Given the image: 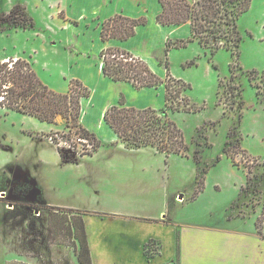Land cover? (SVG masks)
I'll return each instance as SVG.
<instances>
[{"label":"rangeland","instance_id":"1","mask_svg":"<svg viewBox=\"0 0 264 264\" xmlns=\"http://www.w3.org/2000/svg\"><path fill=\"white\" fill-rule=\"evenodd\" d=\"M55 1L0 0V61L19 54L18 59L28 61L49 88L66 94L71 80L91 76L92 86L95 84L92 38L95 45L98 42L93 31L75 38L81 51L93 52L90 62L71 68L65 44L68 32L61 27L62 21H69L70 10L67 7V14L60 4L57 11ZM11 3L12 8L18 3L26 5L22 7L36 26H9L10 18L19 17V11L10 16ZM78 11L79 3L72 14L78 15ZM238 31L242 38L239 56L225 48L213 53L197 40L184 38L173 41L184 45H174L167 52L169 70L167 59L152 67L161 78L169 71L187 85L184 95L190 100L189 110L177 103L178 111L163 110L184 134L188 148L184 156L151 149L129 154L118 140L111 145L103 143L96 154L80 158L79 163H65L51 140L57 139L67 153L74 150L69 143L78 141L65 118L59 116L54 125H48L0 108V189L8 186V172L22 167L29 192L38 193L39 200H24L20 190H12L10 196L0 191V264H79V247L74 248L68 229L79 214L57 209L55 204L85 205L87 209L81 210L103 213L109 193L97 192L88 181L93 176L100 182L108 174L114 180L120 176L149 180L155 203L152 218L164 211L161 217L173 219L174 228H186L189 234L199 230V247L202 236H210L206 241L218 236L215 241L223 252L228 240L235 237L239 264L248 263L264 237V85L260 76L252 75L264 73V0H252L238 20ZM99 61L97 58V64H102ZM254 84L262 87L261 95ZM100 94L95 95V109L86 107V124L109 138L101 120L107 97L100 98ZM82 150L79 143L78 151ZM112 156L115 159L109 164L106 160ZM134 159L140 164L133 163ZM21 188L28 190L26 185ZM158 248L156 244L152 247ZM229 250L230 246L223 254L228 256ZM197 259L190 264H211ZM215 264L225 263L217 259Z\"/></svg>","mask_w":264,"mask_h":264},{"label":"crops","instance_id":"2","mask_svg":"<svg viewBox=\"0 0 264 264\" xmlns=\"http://www.w3.org/2000/svg\"><path fill=\"white\" fill-rule=\"evenodd\" d=\"M55 3L57 4L56 10L60 4L67 14V7L70 10L69 21L67 22L54 18V16L53 18L54 20L62 21L61 27L64 32H68L65 44L70 53L69 65L71 68L77 67L79 64H86L88 61L90 62V52L92 51H81L78 43L76 42L75 44L74 39L90 34L92 31L97 35L95 38L98 45H95L96 42L92 38L93 49H96V61L92 65L93 70L97 68L92 73L93 79H95V86H92L93 80L91 76L90 78L87 76L77 79L86 87L92 89L90 97L83 98L81 101V123L84 127L93 133L97 132L105 145H111V143L118 142L119 139L116 133L106 124L104 116L110 108L119 104L122 97L125 98L129 107L137 109L153 108L159 111L165 109L167 94L165 85L158 88L147 87L138 90L128 82L113 81L104 76L103 63L97 64V58L101 61L100 53L103 49L120 48L142 58L152 69L153 66L160 65L161 62L167 59V45L169 42L177 39L192 38L190 24L178 26H163L159 24L157 17L162 12V5L159 0H56ZM77 3H79V14L75 15L72 14V11L76 9ZM63 4H66V7ZM17 5L26 7L23 3H18ZM12 6L13 4L11 3L10 9ZM8 11L9 9L4 12ZM116 15H124L132 19L146 17L148 23L137 27L136 35L130 39H110L104 42L101 38V23ZM51 33L52 39L57 42L59 39L54 36L56 34H53V31ZM19 57L18 54L13 59H18ZM5 61H8V59L0 62ZM88 68L91 73V65ZM99 92H101L100 98L107 97V102L102 109L101 120L104 124L105 133L108 134L109 138H104L100 132L86 124L88 115L86 107L88 106L92 110L96 108V100L94 98ZM149 149L155 152L157 150L153 147L125 150L131 154L142 153ZM114 159L112 156L111 159L105 160L110 164ZM132 161L136 165L140 164L136 159ZM24 173L25 170L22 167L10 170L6 181L8 186L0 189V191L3 190L1 193H4L5 196L7 194L10 196L12 190H20L19 192L23 195L24 200L39 202L38 193L29 192V181H26ZM144 176L141 177L144 178ZM90 177L89 186H92L93 189L95 187V190L101 194L106 195L107 192L109 193V200L105 201L106 204L102 206L103 213L81 210V208L87 209L85 205L74 206L65 202H59L55 205H57V209L63 208L84 213V226L93 264H190V260H195L196 256L199 262L200 260H205L215 264L217 259L220 261L223 259L225 264H239V260L236 257L235 237L232 236V240L231 238L228 240L230 250L228 256H226L224 254L227 253L226 248L228 246L225 245L222 252L220 244L215 241L218 236L212 237L211 241H206L210 237L208 234L202 236L204 237L201 240L202 247H199V239H201L199 233L197 234L199 230L195 232L193 229L189 234L186 228L182 230H179L178 227L174 228L176 224L173 219H168L169 216L161 217L164 211L156 218H152V209L155 208V203L152 204V186H150L149 180L137 179L134 181L128 179L131 176H120L119 179L114 180V176L108 174L98 182L94 181L93 176ZM24 185L27 186L28 190L21 188V186L24 188ZM15 186L17 187L14 188ZM44 200V203L50 206V202H47L46 199ZM199 229L202 230V228ZM231 235H235V233ZM152 241L159 247V253L153 257H148L145 247ZM257 244L255 245L257 248L252 259H249L248 263L243 264H264V237L261 239L260 244Z\"/></svg>","mask_w":264,"mask_h":264},{"label":"trees","instance_id":"3","mask_svg":"<svg viewBox=\"0 0 264 264\" xmlns=\"http://www.w3.org/2000/svg\"><path fill=\"white\" fill-rule=\"evenodd\" d=\"M162 12L157 21L163 26H178L190 24L192 38L202 46L215 53L220 48H225L239 56V48L242 41L238 31V20L247 12L252 0H159ZM19 11V17L12 14ZM9 26L28 29L34 27V20L27 14L26 8L16 5L10 11ZM148 19L141 17L132 19L124 15H116L101 23V38L104 42L110 39L127 40L136 35L137 27L146 25ZM185 42H169L167 52L174 45H184ZM104 76L116 82H128L136 89L151 87H166V108L178 111L175 106L182 104L189 110L190 100L185 97L184 91L187 85L177 80L167 72L166 78L158 76L150 66L140 57L120 48H106L100 53ZM169 70V61L166 60ZM254 76H260L264 85V73L262 75L252 72ZM256 80V77H252ZM222 84V82H221ZM222 86V85H221ZM261 95L262 87L254 84ZM91 91L80 80H71L70 90L63 94L49 88L39 77L33 66L26 60L10 59L0 62V108L14 111L25 116L37 119L42 123L54 125L57 117L66 119L72 134L77 141H86L84 150L78 151V142H70L74 149L67 153L57 139L51 138L57 145L58 151L65 163H79L80 158L93 155L103 142L99 137L88 130L81 123L83 98L90 97ZM106 124L116 133L119 141L127 149L135 150L145 147H153L164 154L184 156L187 151L183 132L165 113L153 108L137 109L127 106L122 97L119 104L110 108L104 116ZM91 145L92 148H87ZM228 154L229 150H227ZM231 156V155H230ZM234 160V157L231 156ZM235 162V161H234ZM202 182V180H201ZM68 210V209H65ZM78 213L72 219L69 233L74 237V248L79 247V264H93L87 234L84 226V213ZM78 244V245H77ZM155 242L148 243L145 247L146 255L153 257L159 253L152 249Z\"/></svg>","mask_w":264,"mask_h":264},{"label":"built area","instance_id":"4","mask_svg":"<svg viewBox=\"0 0 264 264\" xmlns=\"http://www.w3.org/2000/svg\"><path fill=\"white\" fill-rule=\"evenodd\" d=\"M79 142H83L84 144L86 143V141L80 140ZM83 147H85L84 145H82ZM87 148H92L91 145H87Z\"/></svg>","mask_w":264,"mask_h":264}]
</instances>
